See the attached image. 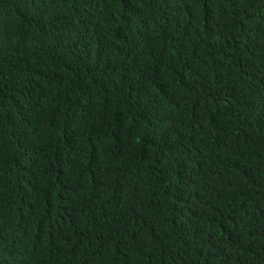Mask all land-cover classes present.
<instances>
[{"label": "trees", "instance_id": "16d2710c", "mask_svg": "<svg viewBox=\"0 0 264 264\" xmlns=\"http://www.w3.org/2000/svg\"><path fill=\"white\" fill-rule=\"evenodd\" d=\"M0 264H264V0H0Z\"/></svg>", "mask_w": 264, "mask_h": 264}]
</instances>
